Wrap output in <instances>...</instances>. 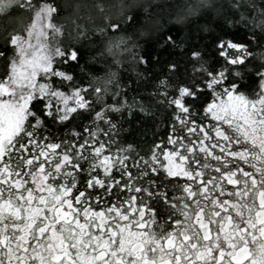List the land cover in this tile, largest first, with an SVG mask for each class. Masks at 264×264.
I'll use <instances>...</instances> for the list:
<instances>
[{
	"label": "snow or ice",
	"instance_id": "obj_1",
	"mask_svg": "<svg viewBox=\"0 0 264 264\" xmlns=\"http://www.w3.org/2000/svg\"><path fill=\"white\" fill-rule=\"evenodd\" d=\"M260 5L230 0L225 21L264 17ZM13 7L30 16L0 36V264H264V50H249L264 48V19L247 42L217 38L218 68L195 47L191 75L167 63L152 96L171 124L141 155L112 147L131 115L116 72L80 82L61 66L80 53L57 39V0H0Z\"/></svg>",
	"mask_w": 264,
	"mask_h": 264
},
{
	"label": "trees",
	"instance_id": "obj_2",
	"mask_svg": "<svg viewBox=\"0 0 264 264\" xmlns=\"http://www.w3.org/2000/svg\"><path fill=\"white\" fill-rule=\"evenodd\" d=\"M60 15L57 23L64 24V33L57 39L68 50L77 48L78 61L57 63L66 71H71L80 82H87L93 76L103 79L111 70L117 74L122 96L131 106L122 109L116 134L111 137L115 144L124 146L133 144L140 154L166 135L171 124L172 112L166 105L157 103L153 97L159 76L167 74V63L180 61L181 73L191 75L192 60L188 49L195 47L201 51L207 64L225 63L215 48L218 37H231L237 42H247L246 35L251 29L259 32V8L246 11L248 19L240 20L237 13L229 14V19L238 21L228 24L230 0H57ZM260 5V0H255ZM264 6V5H260ZM255 15V25L252 16ZM134 15V23H126L124 17ZM30 14L14 7L0 13V36L4 30H22ZM120 23L119 30L110 27V23ZM84 35L81 36L80 33ZM173 35L176 41L165 44V38ZM183 44L181 48L179 45ZM250 51H262L260 45L250 46ZM144 56L147 63L139 57ZM253 64L260 62L258 56L252 58ZM4 71V61L0 60V73ZM254 73H246L242 81L244 91H250L258 84ZM211 99L210 94L204 101ZM109 102L111 100L109 99ZM142 102V103H141ZM147 111H141V107ZM120 116L114 119H120ZM88 118L87 116L85 117ZM103 127V125H101Z\"/></svg>",
	"mask_w": 264,
	"mask_h": 264
},
{
	"label": "flooded vegetation",
	"instance_id": "obj_3",
	"mask_svg": "<svg viewBox=\"0 0 264 264\" xmlns=\"http://www.w3.org/2000/svg\"><path fill=\"white\" fill-rule=\"evenodd\" d=\"M257 85V84H256ZM203 114V113H202ZM209 119H211L210 117H209ZM114 141H113V144H112V147H113V150H115V149H117V148H120V147H122L120 144H115L114 145ZM152 146V145H151ZM151 146H150V148H151ZM127 154V153H126ZM141 155H143V154H141ZM161 218H163V217H161Z\"/></svg>",
	"mask_w": 264,
	"mask_h": 264
}]
</instances>
